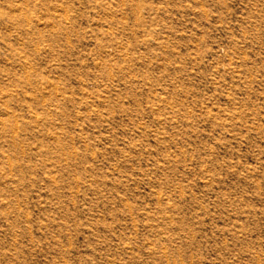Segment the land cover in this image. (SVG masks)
<instances>
[{"label": "rangeland", "instance_id": "obj_1", "mask_svg": "<svg viewBox=\"0 0 264 264\" xmlns=\"http://www.w3.org/2000/svg\"><path fill=\"white\" fill-rule=\"evenodd\" d=\"M0 264H264V0H0Z\"/></svg>", "mask_w": 264, "mask_h": 264}]
</instances>
